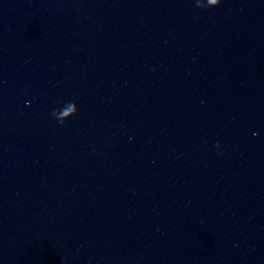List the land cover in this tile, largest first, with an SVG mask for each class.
I'll list each match as a JSON object with an SVG mask.
<instances>
[{"label":"water","instance_id":"95a60500","mask_svg":"<svg viewBox=\"0 0 264 264\" xmlns=\"http://www.w3.org/2000/svg\"><path fill=\"white\" fill-rule=\"evenodd\" d=\"M0 264H264V0H0Z\"/></svg>","mask_w":264,"mask_h":264},{"label":"clouds","instance_id":"9594fccd","mask_svg":"<svg viewBox=\"0 0 264 264\" xmlns=\"http://www.w3.org/2000/svg\"><path fill=\"white\" fill-rule=\"evenodd\" d=\"M220 0H206V3L202 2V0H196V7L201 9H211L215 8L219 5ZM76 113V107L73 102H69L64 106L58 105L50 115L60 124L63 125L64 121L67 120L68 117L72 116ZM255 135V134H254ZM219 147V145H216ZM222 154V153H221Z\"/></svg>","mask_w":264,"mask_h":264}]
</instances>
